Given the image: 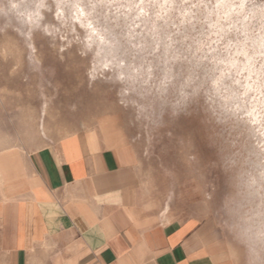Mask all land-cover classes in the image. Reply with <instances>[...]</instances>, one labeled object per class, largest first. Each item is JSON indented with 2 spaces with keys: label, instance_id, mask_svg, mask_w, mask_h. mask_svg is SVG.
<instances>
[{
  "label": "rangeland",
  "instance_id": "obj_1",
  "mask_svg": "<svg viewBox=\"0 0 264 264\" xmlns=\"http://www.w3.org/2000/svg\"><path fill=\"white\" fill-rule=\"evenodd\" d=\"M40 2L0 0V152L32 151L79 131H104L135 151L146 216L164 224L199 226L217 243L225 264H264V250L251 251L233 228L264 197V138L257 123L264 114L259 106L258 121L251 122L246 113L221 110L207 88L184 89L185 99L186 66L177 63L169 80L160 53L133 47L152 43L146 32L154 19L136 9L127 19L109 13L107 21L98 15L103 10L93 13L126 65L124 81L115 69L101 76L93 68L95 48L90 51L83 43L86 31L69 19L71 7L64 10L67 26L55 18L53 0H44L39 27L24 22L23 14L34 12ZM66 2L91 12L98 0ZM161 23L156 21L157 27ZM149 68L152 79L145 85L140 77L147 79ZM0 264H8L1 249Z\"/></svg>",
  "mask_w": 264,
  "mask_h": 264
},
{
  "label": "crops",
  "instance_id": "obj_2",
  "mask_svg": "<svg viewBox=\"0 0 264 264\" xmlns=\"http://www.w3.org/2000/svg\"><path fill=\"white\" fill-rule=\"evenodd\" d=\"M199 226L146 216L138 160L104 131L0 152L8 264H225Z\"/></svg>",
  "mask_w": 264,
  "mask_h": 264
},
{
  "label": "clouds",
  "instance_id": "obj_3",
  "mask_svg": "<svg viewBox=\"0 0 264 264\" xmlns=\"http://www.w3.org/2000/svg\"><path fill=\"white\" fill-rule=\"evenodd\" d=\"M53 3L55 18L62 26L68 24L65 8L73 9L69 19L86 31L83 43L90 51L95 48L93 68L101 76L115 69L118 79L124 81L122 70L126 65L117 59L116 45L109 40L107 29L97 27L93 13L96 9L103 10L98 15L107 21L109 13L117 19L120 15L127 19V14L136 9L143 16H154V19L146 32L152 43L133 47L149 55L160 53L158 58L169 80L177 63L185 65L188 78L181 86L185 99L188 93L184 89L207 88L209 99L221 110L240 114L246 113L250 105L252 111H256L258 105L264 114V0H139L135 4H127L124 0H98L91 4V12L85 11L80 3L69 5L66 0H53ZM12 7L19 6L13 4ZM42 9H45L44 0L36 5L34 12L23 14L24 22L39 27L44 18ZM156 21H162L159 27ZM135 27L140 28L141 24ZM139 71L136 70V75ZM151 71L149 68L147 79L140 77L145 85L152 79ZM257 123L258 132L264 138V119ZM233 228L251 251L255 252L256 247L264 250V197L240 216Z\"/></svg>",
  "mask_w": 264,
  "mask_h": 264
},
{
  "label": "bare ground",
  "instance_id": "obj_4",
  "mask_svg": "<svg viewBox=\"0 0 264 264\" xmlns=\"http://www.w3.org/2000/svg\"><path fill=\"white\" fill-rule=\"evenodd\" d=\"M257 107V106H256ZM259 111V110H258ZM258 111H252V107L250 109H248V111L246 112V114L250 117V121L251 122H257L258 121ZM41 131L43 132V125H41ZM167 208V207H166ZM166 211V209L164 210ZM164 215V212H163Z\"/></svg>",
  "mask_w": 264,
  "mask_h": 264
}]
</instances>
